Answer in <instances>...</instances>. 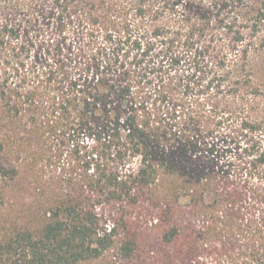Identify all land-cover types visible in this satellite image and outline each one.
<instances>
[{"label": "trees", "instance_id": "obj_1", "mask_svg": "<svg viewBox=\"0 0 264 264\" xmlns=\"http://www.w3.org/2000/svg\"><path fill=\"white\" fill-rule=\"evenodd\" d=\"M228 3L211 17L204 0H0V264H92L114 248L118 226L97 205L114 214L160 173L197 185L201 202L188 206L203 211L168 227L156 254L123 241L124 258L134 250L136 264H264V85L244 61L227 62L223 51L255 30ZM209 93L229 104L204 109ZM61 132L92 136L116 152L108 162L139 155L140 164L113 172L97 151L81 193L20 205L11 182Z\"/></svg>", "mask_w": 264, "mask_h": 264}, {"label": "rangeland", "instance_id": "obj_2", "mask_svg": "<svg viewBox=\"0 0 264 264\" xmlns=\"http://www.w3.org/2000/svg\"><path fill=\"white\" fill-rule=\"evenodd\" d=\"M204 1L207 9L211 11L212 17V15L216 14L214 4L221 2V0ZM228 4L229 7H235V11L242 10L241 19L244 18L246 21L240 20L239 23L249 24L255 30L244 28L245 38L243 39V44H240L231 52L229 50L223 51L227 62L244 61L247 64L245 66L247 71L253 76L254 85H264V0H229ZM224 7L227 6L223 4L221 8ZM218 37H223V35L220 34ZM221 42L225 44L224 39ZM243 45L248 46L245 60H242L241 57V54H244L241 52L244 49L242 48ZM208 95L203 101L204 109L210 108L216 102L219 109L229 104V97L227 96L218 98L219 95L216 97L214 94L209 93ZM260 103L264 105V99ZM235 123V121L234 123L232 122V125L235 126ZM225 146L229 145L218 142L217 150H221ZM97 151L101 155H106V157L101 158L103 163L101 167L106 169L112 167L113 172L117 170L124 172L126 169L135 171L140 164L139 155L129 156V162L124 165L118 160H110L108 162L107 158H115L116 152L102 149L100 143L97 140H93L92 136L81 133L69 134L61 132L59 135L56 134L51 140H47L43 147L38 148L36 153L33 154V161H29L23 166L19 176L14 182H11L12 188L15 187V190L9 193L10 198L21 205V203L29 201L32 197L44 200L46 198L51 199L54 194H56L55 197H61L67 196L74 191H80L81 193L87 186V178L92 174L95 175L97 171L96 164L93 163L88 168L85 161L90 160L92 153H97ZM108 151H110V154ZM217 164L220 166L221 162H217ZM9 182L10 180H7V183ZM34 185L35 187H33ZM188 189L190 192L193 189L197 190L192 191L193 195H190L195 199L182 196ZM199 189L197 185H185L180 178L160 173L156 185L150 187L149 192H146L143 196L141 195L139 199L134 197V202L131 201L130 204H120L119 202L114 207V214L110 213V207L98 204L96 211L100 214L102 221H115L118 226L114 235V248L105 251L103 256L93 261L92 264H136L141 261L140 257H136L138 254L145 257L149 249L153 250L155 254L158 253L159 243L161 242L159 238L168 227L175 224L185 227L184 221H187L193 214H197V211H203L204 207L201 203L196 204L195 208L188 206L201 202L198 200L197 195L200 192ZM175 193H180L178 200ZM157 197L169 200L170 206L167 212L163 211L164 209L162 208L154 207ZM138 215H142L143 219L140 220L137 217ZM152 216L160 217L161 222L157 227H155L156 225L149 226L145 223ZM120 224L121 226H119ZM134 238L139 244V252L134 256L133 250L131 256L124 258L118 247L123 241L128 239L134 241ZM168 248L162 245L163 251ZM149 253L154 255L153 252ZM138 260L140 261L138 262ZM145 262L149 264L152 259H146Z\"/></svg>", "mask_w": 264, "mask_h": 264}]
</instances>
